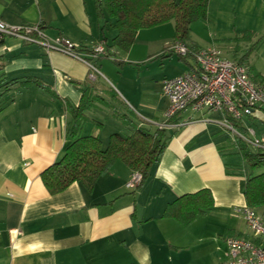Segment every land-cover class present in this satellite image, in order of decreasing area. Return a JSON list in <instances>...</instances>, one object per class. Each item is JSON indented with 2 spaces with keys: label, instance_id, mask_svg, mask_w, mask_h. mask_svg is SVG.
Segmentation results:
<instances>
[{
  "label": "crops",
  "instance_id": "crops-1",
  "mask_svg": "<svg viewBox=\"0 0 264 264\" xmlns=\"http://www.w3.org/2000/svg\"><path fill=\"white\" fill-rule=\"evenodd\" d=\"M0 19L38 25L47 38L64 36L86 48L102 39L113 54L93 61L99 73L90 79L86 64L63 53L14 36L0 41V264H223L227 236L253 240L236 213L245 205L250 169L232 148L220 111L187 108L171 118L159 161L134 189L125 187L132 171L120 161L91 189L73 182L50 194L41 180L72 141L70 107L78 105L81 89L103 100L96 98L85 112L80 135H96L103 146L113 132L131 131L111 110L125 113L124 107L135 115L126 114L135 125L151 129L156 126L141 117L165 121L163 80L196 66L191 57L167 50L172 21L139 29L122 50L113 42L116 29L110 22L103 27L95 0H0ZM203 25L199 20L190 25L189 43L221 49L224 39L226 57L239 62L225 38L198 42L194 28ZM260 36L253 31L252 37ZM241 60L264 86V71ZM246 118L259 124L256 136H264V117ZM183 196L208 208L189 219L184 207L166 214ZM256 211L264 215V208Z\"/></svg>",
  "mask_w": 264,
  "mask_h": 264
},
{
  "label": "trees",
  "instance_id": "trees-1",
  "mask_svg": "<svg viewBox=\"0 0 264 264\" xmlns=\"http://www.w3.org/2000/svg\"><path fill=\"white\" fill-rule=\"evenodd\" d=\"M208 3L209 0H95L97 13L105 21L103 27L106 28V24L110 22L116 29L113 38L115 46L128 50L134 43L139 29L172 21V42H183L188 50L186 57L192 59V54L198 48L189 43L190 25L197 20L207 19ZM250 35L252 36L253 32ZM261 38H264V35L259 39ZM106 47V56L112 57L107 44ZM243 58L246 59V56L241 59ZM241 59L239 63L244 64ZM195 69L196 66L191 70ZM249 77L261 86L262 81L258 75L249 74ZM39 85L44 86L40 82ZM96 98L103 100L100 96L91 95L87 88L81 89L78 105L70 107L72 123L68 136L72 141L66 145L61 159L41 173V180L50 194L63 191L73 182L82 183L91 189L96 179L117 161L125 164L131 171L139 172L143 180L149 176L166 147L169 136L165 128L151 129L135 125L127 113H118L115 110H111L112 115L131 127L130 133L113 132L105 146L96 135L81 136L80 129L86 119L85 112ZM94 125L100 127L101 122L94 121ZM231 146L237 150L250 169L244 183L245 205L255 210L264 208V149L252 148L239 138L232 140ZM179 207H184L183 216L189 219L197 212L206 211L208 205L203 201L198 202L193 196H183L169 204L165 213L173 215Z\"/></svg>",
  "mask_w": 264,
  "mask_h": 264
},
{
  "label": "built area",
  "instance_id": "built-area-1",
  "mask_svg": "<svg viewBox=\"0 0 264 264\" xmlns=\"http://www.w3.org/2000/svg\"><path fill=\"white\" fill-rule=\"evenodd\" d=\"M14 36L26 43H35L58 51L89 67V78L95 79L98 68L95 59L107 55L104 40L89 48L82 47L64 36L47 38L38 25L8 24L0 19V41ZM167 50L180 56L187 55V46L180 41L169 44ZM195 70L165 78L162 93L168 99L164 122H153L141 117L147 124L163 129L169 120L187 108L194 111L211 109L224 114L222 124L233 140L241 139L255 149H264V136L257 137L254 129L244 124L246 117H264V86L256 84L248 74L246 65L223 56L215 45L200 48L192 54ZM239 127L243 128L242 131ZM246 132L247 134H245ZM142 175L132 171L125 183L128 189L136 188ZM253 240L241 236H227V259L223 264H264V215L246 205L238 209Z\"/></svg>",
  "mask_w": 264,
  "mask_h": 264
},
{
  "label": "rangeland",
  "instance_id": "rangeland-1",
  "mask_svg": "<svg viewBox=\"0 0 264 264\" xmlns=\"http://www.w3.org/2000/svg\"><path fill=\"white\" fill-rule=\"evenodd\" d=\"M207 12L208 20H199L204 24L203 27L194 28L198 42L207 45L215 39L225 38V43L229 42V52L233 58L240 59L246 56L251 64L264 71V38L255 39L250 35L253 31H259L260 35H264V0H223V2L215 0L210 5L208 3ZM223 41L224 39L218 44L221 45L222 54L226 57V46ZM123 111L135 116L124 107ZM104 117L105 115H102V118ZM244 122L255 131L258 130L259 124L256 121L246 118ZM236 213L241 216L240 213ZM235 220L240 225L244 223L239 218L234 217Z\"/></svg>",
  "mask_w": 264,
  "mask_h": 264
},
{
  "label": "water",
  "instance_id": "water-1",
  "mask_svg": "<svg viewBox=\"0 0 264 264\" xmlns=\"http://www.w3.org/2000/svg\"><path fill=\"white\" fill-rule=\"evenodd\" d=\"M103 24V23H102Z\"/></svg>",
  "mask_w": 264,
  "mask_h": 264
}]
</instances>
